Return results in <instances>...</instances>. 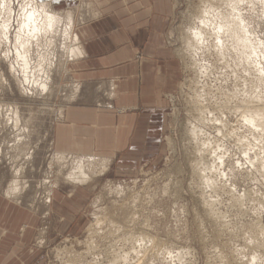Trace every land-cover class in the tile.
Returning a JSON list of instances; mask_svg holds the SVG:
<instances>
[{
	"label": "rangeland",
	"instance_id": "rangeland-1",
	"mask_svg": "<svg viewBox=\"0 0 264 264\" xmlns=\"http://www.w3.org/2000/svg\"><path fill=\"white\" fill-rule=\"evenodd\" d=\"M197 1L174 2L166 37L180 58L182 78L169 97L163 154L155 167L143 166L134 175L118 176L110 163L104 169L99 160L89 164L85 159L90 180H67L75 160L84 156L65 155L59 161L51 147L53 126L73 88L71 61L60 50V37L52 49L46 92L30 88L25 93L0 62L5 73L0 80V191L5 196L19 180L20 191L5 197L47 213L34 242L45 264H253V257L255 264H264V144L255 138L253 150L250 145L242 154L247 139L241 136H251L238 107L244 93L251 96L254 75L225 67L213 49L193 56L183 30L191 25L189 15L197 13ZM79 2L64 7L51 2V7L64 15L76 11ZM254 30L264 33V23ZM71 40L72 33L67 47L73 46ZM204 66L208 71L202 74ZM256 89L264 92V85ZM228 106L235 109H223ZM201 112L205 121L199 119ZM191 125L203 130L198 140L188 133ZM212 158L217 172L212 170L213 184L206 187L198 174ZM55 189L59 201L54 204ZM50 202L52 207L42 206Z\"/></svg>",
	"mask_w": 264,
	"mask_h": 264
},
{
	"label": "crops",
	"instance_id": "crops-1",
	"mask_svg": "<svg viewBox=\"0 0 264 264\" xmlns=\"http://www.w3.org/2000/svg\"><path fill=\"white\" fill-rule=\"evenodd\" d=\"M70 1H80L73 15L85 55L70 63L73 88L53 126L52 150L106 160L118 176L155 167L169 125V97L182 78L180 58L166 37L176 0L55 4ZM38 210L0 191V264H45L34 242L47 213Z\"/></svg>",
	"mask_w": 264,
	"mask_h": 264
},
{
	"label": "clouds",
	"instance_id": "clouds-1",
	"mask_svg": "<svg viewBox=\"0 0 264 264\" xmlns=\"http://www.w3.org/2000/svg\"><path fill=\"white\" fill-rule=\"evenodd\" d=\"M51 2L0 0V62L7 65V72L18 79L25 93L30 88L41 92L48 90L49 71L55 60L52 49L56 37L61 38L60 50L67 54L69 60L85 55L74 34L71 40L73 46L67 47L73 28L72 14L66 12L61 15L52 10ZM216 3L217 0H201L199 15L193 17L192 24L185 28L190 37L186 42L187 48L194 57L201 49H207L210 42L213 50L221 57L230 49L235 53L237 61L252 67L264 82V65L261 63L264 62V39L261 38L264 33L257 35L251 31L252 24L243 19L246 11L255 14V5L249 0H220L219 7L215 6ZM258 3L261 6L260 18L264 19V0H258ZM202 63L207 66L206 62ZM200 71L205 73L206 67ZM4 75V69L0 68V80H4ZM243 120L246 125L254 123V118L249 115H245ZM15 123L19 124V120ZM260 130L257 128V131ZM68 179L73 177L69 175ZM15 183L12 192L20 191ZM8 195L6 192L5 196Z\"/></svg>",
	"mask_w": 264,
	"mask_h": 264
},
{
	"label": "bare ground",
	"instance_id": "bare-ground-1",
	"mask_svg": "<svg viewBox=\"0 0 264 264\" xmlns=\"http://www.w3.org/2000/svg\"><path fill=\"white\" fill-rule=\"evenodd\" d=\"M199 1V0H198ZM197 1V2H198ZM249 2L250 3H252V4H254L255 5V14H253V12L252 11H246L245 12V15L243 16V19H245L246 21H248V22H250L251 24H252V29H251V31H255L254 29H255V27L256 26H259L260 25V23L262 22V24L264 23V19H261L260 18V12H261V6H260V4L258 3V0H249ZM215 6H217V7H219L220 6V0H217V3H216V5ZM195 7H197V13L196 14H193L194 12H192V15H189L190 17V21H191V24H192V21H193V17H195V16H197V15H199V10H200V8H201V1H199L198 2V4L195 6ZM244 8L245 9H247V5H245L244 6ZM196 8H194V10H195ZM53 10V9H52ZM71 10V9H70ZM55 11V10H54ZM67 12H70L71 14H72V20H73V28H72V30H71V33H72V35L74 34V36H75V38H77V40H78V45H79V47L80 48H82L81 47V45H80V41H79V37H78V35H77V33L76 32H74V30H75V27H76V25H75V23H76V21H75V17H74V15H73V13L74 12H71V11H67ZM62 15V14H61ZM189 21V22H190ZM257 35H259V34H257ZM183 38H184V40H186V42L190 39V37L188 36V34L185 32V30H183ZM262 39H264V37H261ZM227 47V46H226ZM213 49V47H212V44H211V42H210V44H209V46H208V48L207 49H204V50H212ZM214 51V50H213ZM217 55H218V57L219 58H221V60H222V65H224L225 67H227V68H229L228 66H232L233 65V67H235V68H238V67H242L243 68V70L246 72V73H248V75H254V77H251V79H250V83H251V85H250V88H251V96H247L245 93L243 94V98L241 99V101H240V104H239V106L238 107H241V113H242V116L244 117L245 115H249V116H252L253 118H254V123L252 124V125H244V127H246L247 128V130H248V132H249V134H250V136H251V138H249V136L248 135H242L241 136V138H243V139H247L246 141L247 142H245L244 143V148H242L241 149V151H242V154H248V150L246 149V147H249L250 145H251V150H253V144H252V142H254V139L255 138H257V139H260V140H262V143L264 144V105L262 104L261 105V103L260 102H263L264 101V92H262L261 91V89L259 90V92H255L257 89L256 88H258V86L259 85H261V86H263L264 85V82H262V80H261V78L258 76V74H257V72L252 68V67H250L249 65H247V64H243V63H240L239 61H237V59H236V55H235V53H232L231 51H230V49H228V51L226 52V55L225 56H223V57H221L216 51H214ZM78 58V57H77ZM76 59V58H75ZM74 60V59H73ZM73 60H69L68 62H72ZM202 60V59H201ZM196 61V60H195ZM262 63V65H264V62H261ZM200 64V63H199ZM200 66V65H199ZM205 67V66H204ZM196 70V69H195ZM238 70V69H237ZM208 70H207V67H206V71L205 72H207ZM200 73H201V71H200ZM49 76H51V75H49ZM52 77V76H51ZM52 80V79H51ZM51 82V81H50ZM204 82V81H203ZM50 84H48V86H49ZM247 85V84H246ZM49 88V87H48ZM35 90V89H34ZM254 94V95H253ZM196 97V96H195ZM233 97H235V95L233 94ZM228 101V100H227ZM231 101V100H230ZM229 101V102H230ZM200 102V101H199ZM257 102H259V103H257ZM241 103H242V105H241ZM230 104V103H229ZM231 108H233V109H235V107L233 106H228V107H226V108H223L224 110H231ZM223 109H221L222 111H223ZM16 111V110H15ZM240 111V110H239ZM204 112H201V113H198V116L200 117L199 119H201V120H203V121H205L207 118L206 117H204V114H203ZM16 118H17V116H16ZM17 120V119H16ZM202 121V122H203ZM245 124V123H244ZM257 128H259V129H261L260 131H257ZM202 132H203V130H201L199 127H197V126H194V125H191V127L188 129V133L190 134V137L195 141V140H198V137H199V135L198 134H202ZM236 136V135H235ZM239 137V136H238ZM240 138V137H239ZM251 139V140H250ZM250 140V141H249ZM253 140V141H252ZM249 141V142H248ZM252 141V142H251ZM198 151H199V154L201 155V154H205V152H206V149L204 148L203 149V147H198ZM59 154V153H58ZM56 156L59 158L58 160L59 161H64V158L66 157L65 155H57L56 154ZM204 156H202L201 158H203ZM197 158V157H196ZM200 158V157H199ZM220 158H223L222 156L220 157ZM219 158V159H220ZM88 160L87 162L89 163V164H91V163H95V161H96V163H97V160H99V159H95V158H92V157H89V158H79V159H77V160H75V165H74V167H73V169L66 175V178H67V180H69L70 182H72V183H77V184H84L85 182H88V180H90V172H89V167H86V165H85V163H86V161H84V160ZM203 160V159H202ZM207 161H209V159L207 160ZM207 161H206V163L204 162V164H205V166H204V171L206 172H204V173H201V172H199V170H197L196 171V173H198L199 172V177H201L200 179H202V180H204L205 181V183H206V187L208 186H210L211 184H213V179H211V177L209 176V175H211L212 173V170L214 171V172H217L216 171V168H217V164H216V159H214V158H212V162H211V160H210V165L209 164H207ZM99 162L104 166V169L107 167L106 166V163H107V161L106 160H99ZM98 162V163H99ZM201 163H203V162H201ZM209 163V162H208ZM251 163L253 164L252 166H254V163H253V161H251ZM87 164V163H86ZM88 165V164H87ZM90 166H92V165H90ZM100 166V165H99ZM197 167H199V166H197ZM262 167V169H264V164L261 166ZM92 168H93V166H92ZM17 172V171H16ZM264 172V171H263ZM195 173V174H196ZM69 175H71L72 177H73V179H68V177H69ZM14 182V181H13ZM13 182H12V184H10V187H9V191H12V188H13V186H14V184H13ZM15 186L16 187H18V188H20V183H19V180H15ZM215 184V183H214ZM204 186V187H205ZM22 187H24V185L22 186ZM217 189V188H216ZM229 190H230V188H229ZM8 191V193L9 194H14V192H9ZM17 193V192H16ZM11 196V195H10ZM9 196V197H10ZM239 197V196H238ZM247 198V197H246ZM242 199H244V198H242ZM241 199V200H242ZM235 200V199H234ZM96 223H99L98 222V220H96ZM115 223V222H114ZM261 237V236H260ZM150 239H152V238H149L148 240H150ZM153 240V239H152ZM261 242V241H260ZM262 247V246H261ZM256 256V255H255ZM254 258V257H253ZM256 259H257V257H256ZM78 264V263H77Z\"/></svg>",
	"mask_w": 264,
	"mask_h": 264
}]
</instances>
